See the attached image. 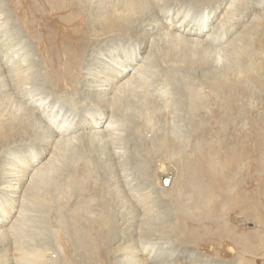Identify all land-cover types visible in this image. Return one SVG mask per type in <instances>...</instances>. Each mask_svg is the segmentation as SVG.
Segmentation results:
<instances>
[{
	"label": "rangeland",
	"instance_id": "obj_1",
	"mask_svg": "<svg viewBox=\"0 0 264 264\" xmlns=\"http://www.w3.org/2000/svg\"><path fill=\"white\" fill-rule=\"evenodd\" d=\"M126 1L0 0V22L2 21V25L4 24L5 30L8 31H6L7 34L2 33L1 36L10 37L8 40L12 43L8 44L3 51L1 50L0 57L7 62L4 55L7 53L16 55L18 53V44H20L22 49H26L29 54V57L26 59L34 60L38 64V67L34 65L35 69L31 71H36V75L42 73L45 79H48L45 92L41 96H48L49 100L59 101L56 105H59V107L63 105L67 113L72 110L71 114L75 115L72 119L74 124H76L80 120L83 122L81 114L85 111L84 109L81 111L79 108L78 96L81 84H83L82 75L86 67V59L88 60L92 57L91 53L96 52L100 47H104L103 49H110L108 57L123 60L125 56H131L132 52L137 50L142 57L140 58L142 62H144L145 58L150 59L143 68L148 78L152 73L161 75L168 71L173 72L168 66L166 68L163 67V65L165 66V61L160 57L161 54L166 53L165 51L171 53L170 44L166 47L161 42L159 44V41L156 40L160 38V35L155 36V38L146 35L145 38L143 37L148 27H150L151 20H155V17L160 19L166 15L164 14L166 11H169L173 19L172 23L174 22V24L180 26V21L189 24L195 21L201 11L206 10L211 14V18H213V21L206 29L208 32L210 29L213 30L219 21L223 19L226 8L230 6L229 4L232 0L214 1L205 5L206 7L204 8H196L197 6L183 2L177 3L175 1L164 9L166 10L165 12L162 11L161 13L158 11L151 20H145L144 23L142 21L136 22L137 24H133L135 25L134 28L136 27L134 30L123 34V32L118 31L116 28H113L114 31L112 30L110 19L119 21L121 8L125 6ZM252 1L254 2L255 0ZM197 5H203V3H197ZM111 10L113 11L111 12ZM260 13H264V10H261ZM75 14L76 17L74 16ZM181 16L184 19L176 21ZM237 25L240 24L236 19H232L229 22V27L231 28ZM180 30L182 29L180 28ZM240 30H243V27H239L234 32L236 33ZM76 33H78V36H76ZM237 34H232L231 40L236 39ZM47 35L49 36L47 37ZM228 38H225L223 41V46L229 43L230 38ZM145 41L147 44H145ZM152 41L157 42V44H153ZM37 46H40L41 49ZM246 51L242 48L240 53L244 55ZM79 52H82L81 56ZM188 52H183L182 55V59L186 60L187 63L201 59L200 53ZM236 56L232 57L226 54L219 68L223 69V67H227V71H231L233 70V68H230L232 62L235 63L233 65L234 68L236 65H240V69L243 68L245 63L243 61L238 62L239 59ZM26 59H21V61L27 63ZM10 65H14V62H10ZM194 72L195 70L190 67H185L182 71L185 74L187 85L196 90L197 88H201L202 81L198 78L195 79ZM5 78L3 76V80H0V125L7 123L8 120L17 115H21L27 107L23 101H17L14 98L10 99L8 96L3 97ZM261 78L263 83L258 86L254 85L251 81L249 83L256 87L255 89L258 91L256 93H260L264 97L263 73ZM165 86L169 92L171 90L175 92L174 96L180 91L176 89V84H167ZM171 87L172 89L170 90ZM209 93L210 91L206 92V94ZM252 96L253 94H249L244 97V101H247L251 117L240 122H226V124L230 125V130L227 133L224 128L222 129L223 123H218L216 130L219 132L221 130L225 131V135L219 133L216 137V134H214L215 137L213 139L205 138L203 140L199 138L200 136H191L189 131L193 128L192 125L190 126V124L182 121L179 122L177 119L174 122L172 121V126L175 125L176 132H178L179 126L182 129V133L184 132V136L182 137L184 146L179 147L175 154L172 153L169 157L170 159L172 157L173 159L179 158L182 163H174L169 158L163 161L158 158V154L156 153L153 157L154 163L149 162L145 165L143 161L138 164L132 161L127 162V169L121 172L122 175H125L124 180H127L120 184L118 183V187L115 186L116 175L107 172V169L102 168V170L97 160H94V165L96 164V166L92 168V171H94L93 176L87 177L82 183L73 184L70 181V177H65L68 174L69 164L72 163L75 156L79 155V152L90 155L98 153L99 148L103 149L105 146L107 148L108 141L104 140V142H101L103 146H99L98 148L97 142L83 139L80 146L64 147L62 145L61 148H53L44 153V148L43 145H40L42 144L40 141H22L20 138L17 139V142L9 141L6 145L2 143L0 147V177L4 173V160H11L10 158L7 159L11 157L9 155H12V157L21 156L26 158L25 161H27L30 159L29 156L31 154H36L35 166L37 165L36 168L41 169L39 173H43L44 175L34 180L31 177L35 174V170H33L34 172H30V177L24 184L23 198L20 197L19 201L15 200L12 194L6 192L4 186L0 184V205L3 203L9 210L11 207L13 209L9 221L5 225L0 226V231L9 232L12 235L9 239L0 238V264H68L69 254H67L65 248L82 247V244L79 247V244L76 243L74 234H76L77 229L84 231L86 224L92 226L93 219L97 221L96 230H105L103 231L104 238L101 239L103 248H106L104 254L105 260L102 263L100 262L101 264H123L122 258L124 255L120 249L135 248L139 245L140 241L144 242V247L154 245L153 243L157 242L148 241L145 243L148 237L151 236L162 237L165 248L160 249L172 253V257H170L172 259L168 261L170 264H264V99ZM37 98L35 97V100ZM178 102L174 103V105L178 104L176 106L177 109L181 108L183 110L186 104L184 103L183 105L182 100ZM70 107L71 110H69ZM238 112H242V108ZM45 114L47 112L37 115L44 124H46L44 118H47ZM158 117L154 119V122L159 121ZM241 128L245 129L248 144L257 145L258 148L250 150L238 164L234 165L233 170L231 169L225 174H220L216 180L217 182L207 178V175L204 173L198 172L197 177L200 180L199 185L202 186L200 187L202 194L198 197L199 199L192 200L191 190L187 189L186 193L188 195L182 204L188 205L189 203H198L200 201V203H204L206 206L209 204V209L212 208L213 212L210 213L208 218L207 223H210L209 228H207L206 223H202L203 228L198 226L199 235L195 229L191 232L189 231V214L182 207H177L174 202L177 197L176 188L179 182L184 180L185 176L182 164L188 165L191 162L196 163L199 161L196 151L200 149L214 144L217 146L224 145L227 139L231 140V145L235 144L233 138ZM118 129V134L121 133L122 136L132 132L128 123L121 124ZM128 129L130 130L128 131ZM170 131L175 132V130ZM81 133H87V130H83ZM68 135L70 136V134ZM153 150L152 148L151 152ZM229 158L233 161H235V158L236 161L239 160L237 154L233 157L229 156ZM53 164H56L53 170L45 168L51 165L53 167ZM150 165L152 166V171L148 173L147 170ZM19 166L21 167V165ZM163 167L170 169L169 173H171L172 177L171 185L166 187L162 185L163 175L161 174ZM55 168H57L58 172ZM196 172H190L187 175L194 176ZM152 174L153 176L147 180L146 176ZM125 184L128 187H132V192L136 196H140L146 191V188L150 189L152 194L150 209L154 216L143 217L141 215L137 216L134 221L129 218L130 216H125L131 209L129 206L130 200L123 193V186ZM97 202H101L102 204L100 206L94 205ZM111 203L115 205V211L111 208ZM115 212L118 214L117 217L115 216ZM105 218L106 220L104 221L103 219ZM116 223L121 228L119 234H114L113 229L110 230ZM108 225L110 228L107 232L106 228L109 227ZM184 228L187 230V233L183 231ZM194 231L197 233L196 241L193 240ZM227 231H229L230 235L227 239L229 243H227L226 248H220V244H217V241H219L220 235ZM241 234L246 237L245 241H247V245H244L240 239L239 235ZM215 237H218L217 241L213 240ZM188 238L191 240H188ZM242 243L244 248L242 247ZM69 253L75 262L81 260L77 251L71 250Z\"/></svg>",
	"mask_w": 264,
	"mask_h": 264
},
{
	"label": "bare ground",
	"instance_id": "obj_2",
	"mask_svg": "<svg viewBox=\"0 0 264 264\" xmlns=\"http://www.w3.org/2000/svg\"><path fill=\"white\" fill-rule=\"evenodd\" d=\"M175 1L177 3L183 2L197 6L196 8H204L206 7L205 5L218 0H127L125 6L121 8L119 21L117 22L114 19V21L110 19L112 22V30L113 28H116L118 31L123 32V34H127L129 31L136 28H134L135 25L133 24L141 21L144 23L145 20H151L155 13L158 11L161 13L162 11L165 12L166 10L164 9ZM197 3H203V5H197ZM229 5L230 6L226 8L223 19L219 21L213 30L210 29L208 32L206 29L213 21V18H211V14L206 10L203 12L201 11L195 21H192L189 24L180 21L181 19H184L182 16L178 18V20L175 19L176 21H180V26L174 24V22L172 23L173 19L171 18L169 11H166L164 13L166 15L162 16V18L159 19L158 17H155V20H151L150 27L147 26L148 29L143 37L153 36V38H155V36L160 35V38L156 40L159 41V44L161 42L165 47L170 44L171 53L165 51L166 53L161 54L160 57L165 61V66L163 65V67L166 68L168 66L173 72L168 71L161 75H155L152 73L148 78L145 75L143 68L146 62L150 61V59L145 58V60L143 59L144 62H142L140 60L142 57L137 50L132 52L131 56H125V59L123 60L108 57L110 49H103L104 47H100L99 50L91 53L92 57L88 60L86 59V67L84 68L82 75L83 84H81L78 96L79 108L81 111L83 109L85 111L81 114L83 122L80 120L76 124H74L72 119L75 115L71 114V107L69 109L71 111L67 113V111L65 112L63 105L62 107L56 105L59 101L52 99L49 100L48 96H41L43 95V92H45V86L48 84V79H45L42 73L36 75L35 70V72L31 71L32 69H35L34 65L38 67V64H36V61L34 60L26 59L29 57L28 51L22 49L20 44H18V53H16V55L9 53L4 55L7 62L0 57V80H3V76L6 77L4 79L5 89L2 88L5 90L3 91V97L8 96L10 99L14 98L17 101H23L27 107L24 109L23 113L19 115L20 117L17 115L16 117L18 118L14 117L8 120L7 123L0 125V147L2 143L3 145H6L9 141L17 142V139L21 138L20 140L22 141H40V143H42L40 145H43L44 153L53 148H61L62 145L64 147L80 146L83 139H88L90 142H97L96 144L98 148L99 146H103L101 142H104V140L108 141L107 148L106 146L103 147V149L99 148L98 153L90 155L79 152V155L73 158L72 163L68 166V174L65 175L66 178L70 177V181L73 184H80L87 179V177L93 176L94 171H92V168L96 166V164L94 165V160H97L100 163L101 169H107V172L116 175V187H118V183L120 184L127 180H124L125 175L121 174L122 171L127 169V162L132 161L133 163L138 164L143 161L145 162V165L149 162L154 163L155 161H153V157L156 153L158 154V158L163 161L169 158V160L174 163H182L179 158L173 159L172 157V159H170L169 157L172 153L175 154L179 147L181 148L184 146L182 140L184 132L182 133L180 126L178 128L179 130L177 129L178 132H176L175 125L172 126V121L174 122V120L176 121L177 119L179 122L182 121L190 124V126L192 125L193 128L189 131L191 136L197 135L203 140H205V138L213 139L215 137L214 134H216L217 137L219 133L225 135V131L226 133L229 132L230 125L226 124V122H240L251 117V115H249L250 110H248L247 101H244V97L253 94L255 98L264 99L260 93H256V87L249 83V81H251L257 86L263 83L261 75L262 73L264 74V13H260V11L264 10V0H255L254 2L252 0H232ZM112 11L113 10H111V12ZM55 14L57 13L55 12ZM74 16L76 17V14ZM232 19H236L240 25L234 26L233 28L229 27V22H231ZM5 20L7 19L5 18ZM3 25L1 21L0 53L11 43L10 40H8L10 37L7 38L5 35L1 36L2 33L7 34V30H5V26ZM239 27H243V30L237 31V38L231 40L232 36L236 34L234 31L239 29ZM180 28L182 30H180ZM72 29L74 30V28ZM244 32L247 33L244 34ZM76 34V36H78V33ZM44 35L43 37H45ZM48 36L49 35H47V37ZM227 37L230 38V41L226 46H223V41ZM152 43L157 44L155 41H152ZM145 44H147L146 41ZM40 46L37 47L41 49ZM242 48L247 50L244 55L240 53ZM187 51L200 53L201 59L187 63L186 60L182 59L183 52ZM225 53L232 57L238 54L236 56V58L239 59L238 62L243 61L245 66L240 69V65H236L234 68L233 65H235V63L232 62L230 68H233V70L227 71V67L220 69V64L226 56ZM81 54L82 52H79L80 56ZM21 59H26L27 63H24ZM95 61L97 62L95 63ZM10 62H14V65H10ZM185 67H190L195 70L193 73L196 77L195 79L198 78L202 81L200 89L197 88L195 90L187 85L185 74L182 73ZM167 84H176V89L180 90L177 92L178 94L176 93V96H174L175 92L171 90L172 87L170 88L171 92L167 90L165 86ZM208 91H210V93L206 94ZM35 97L37 100H35ZM180 100L183 101V105L184 103L186 104L183 110L181 108H179V110L177 109L176 106L178 104L176 106L174 105V103ZM240 108H242V112H238ZM44 112H47V114H45V117L47 118H44L46 124H44L37 116L38 114H44ZM156 117L159 118V121L154 122ZM120 123H128L132 132H130V134H125V136H122L121 133L118 134V128L121 126ZM218 123H223L222 129L224 128L225 131L221 130L219 132L216 130ZM130 129H128V131ZM241 129L233 138L235 144L231 145V140L227 139L224 145L217 146L214 144L207 148L200 149L196 151L199 161L196 163L194 162L195 164L192 162L188 165L185 163L182 164L185 176L184 180L180 181L176 188L177 197L174 202L177 207H182V209L189 214V231L191 232L195 229L199 235L198 226L202 227V223H206L207 228H209L210 223L207 222L210 213L213 212L212 208L209 209V204L206 206L204 203H200V201L198 203H189L188 205L182 204L188 195L186 193L187 189L191 190L193 196L192 200L199 199L198 197L202 194L200 191V187L202 186L199 185L200 180L197 177V174H199L198 172L204 173L207 175V178L217 182L216 180L219 178L218 176H220V174L229 172L235 164H238V162L249 153L250 150L258 148L257 145L248 144L246 141L247 134L245 129H242V131ZM83 130H87V133H81ZM170 130H175V132ZM68 134H70V136ZM255 140L257 139L255 138ZM152 148L154 149V153L151 152ZM236 154L239 156V160L236 161V158L235 161L230 160L229 156L233 157ZM13 155L15 154L13 153ZM9 156L11 157H8L7 159L10 158L11 160H4L3 162L4 173H2L0 177V184L4 186L6 192L12 194V197L19 201L20 197L23 198L24 184L30 177V172L35 170V174L31 177L34 180L38 177L40 178L44 174L39 173L41 169H37V165L35 166L36 154H31L29 156L30 159L27 161H25L26 158L21 156ZM19 165H21V167ZM55 165L53 164V167L51 165L45 168H48L47 170H53ZM130 166L132 165L130 164ZM57 168L55 169L57 170ZM162 169L163 172L161 175H168L170 169L167 167H163ZM147 171L148 173L152 171L151 165L148 167ZM190 172L196 173H193L194 176L187 175V173L189 174ZM152 176L153 174L149 176L147 175L146 179L149 180ZM162 185L163 187H166L163 183ZM119 189L121 191V187ZM123 193H125L130 200L129 206L131 208L125 216H130L129 218L133 221L137 216L141 215L143 217L154 216L150 209L152 194L149 188H146V191L140 196H136L132 192V187H128V185L125 184L123 186ZM101 204V202H97V204L94 203L96 206H100ZM110 206L113 211H115V205L111 203ZM11 208L9 210L7 206L3 205V203L0 205V226L5 225V223L9 221L10 216L13 213V209ZM117 215V212H115L116 217ZM103 220L105 221L106 218ZM96 222L97 221L93 219L91 223L92 226L86 224L84 231L77 229L76 234H74L75 241L79 244V247H81L80 244H82V247L65 248V251L69 254L68 264H101L104 262L106 248H103L101 239L104 238L103 231L105 230H96ZM109 228L110 226L106 228L107 232ZM112 229L114 230V234H119L121 230L117 223L115 226L113 225L110 230ZM183 231L187 233L185 228ZM196 232L194 231L193 237V240L195 241L197 237ZM227 232L220 235L219 241H217L218 237L213 239L217 241V244H220V248H226L227 243H229V240L227 239L230 235L229 231ZM207 234L211 235L210 233ZM11 236L12 235L9 232L6 233L5 231H0V238L9 239ZM239 237L244 245H247V241H245L246 237L242 234L239 235ZM188 240L191 239L188 238ZM148 241H154L157 243L144 247V242L140 241L139 245L135 248H121L120 250L123 251L124 255L122 258L123 264H166V262L172 259L170 258L172 257V253L160 249L165 248L162 237L151 236L148 237L145 243ZM243 243L242 247L244 248ZM7 250L9 251V249ZM71 250L77 251L81 257L80 261L75 262L69 253ZM168 264H170V262H168Z\"/></svg>",
	"mask_w": 264,
	"mask_h": 264
},
{
	"label": "water",
	"instance_id": "obj_3",
	"mask_svg": "<svg viewBox=\"0 0 264 264\" xmlns=\"http://www.w3.org/2000/svg\"><path fill=\"white\" fill-rule=\"evenodd\" d=\"M162 181L165 186L169 185L171 181V173H168V175H163Z\"/></svg>",
	"mask_w": 264,
	"mask_h": 264
}]
</instances>
